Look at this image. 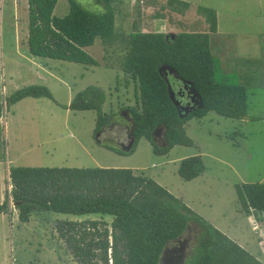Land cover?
<instances>
[{
	"label": "trees",
	"instance_id": "trees-1",
	"mask_svg": "<svg viewBox=\"0 0 264 264\" xmlns=\"http://www.w3.org/2000/svg\"><path fill=\"white\" fill-rule=\"evenodd\" d=\"M69 1V12L54 14L58 0H28V46L32 54L46 58L97 66L99 61L86 47L97 39L112 41L116 34V12L111 0H94L102 10L88 8L78 0ZM156 3V2H155ZM167 6L179 13L190 9L183 0H168ZM211 32L217 31V12L199 6ZM208 32L136 31L127 38L122 71L138 86L135 105L122 106L133 121V144L129 150L100 143L98 134L117 113L107 112L104 88L89 85L78 91L68 105L71 111L94 110L96 142L118 154L136 151L139 140L147 138L157 155L168 154L176 145L192 146L186 124L213 111L231 119L248 118L247 89L244 85L219 82ZM172 71L191 85L195 105L182 111L171 94L164 72ZM26 97L49 98L50 88L33 84L14 91L0 102V120L11 106ZM263 117H251L260 120ZM164 130V143L155 133ZM206 171L201 155L180 161L178 174L191 180ZM12 187L0 200V215L10 212V200L19 210L22 222L31 213L53 211L84 215L112 216L81 221L59 220L56 229L80 264H160L167 244L180 238L191 223L200 227L197 244L185 264H264L255 254L218 229L155 179L134 173L127 167L12 166ZM241 209L247 215L260 210L264 215V181L235 184Z\"/></svg>",
	"mask_w": 264,
	"mask_h": 264
},
{
	"label": "rangeland",
	"instance_id": "rangeland-1",
	"mask_svg": "<svg viewBox=\"0 0 264 264\" xmlns=\"http://www.w3.org/2000/svg\"><path fill=\"white\" fill-rule=\"evenodd\" d=\"M78 1L93 10L103 8L94 0ZM167 1L113 0L112 5L117 14L116 34L109 43L97 39L93 45L86 48L100 63L97 66H91L40 56H33L34 65L33 61L29 63L20 56L18 59L17 47L19 51L26 47L29 33L28 0H0V63L6 64L5 72H13L11 81L5 83L0 79V98L6 89L9 91L6 97H9L22 87L43 84L50 88L60 103V105L56 104L49 98L29 97L5 111L0 126V191H5L4 189L7 191L8 183H11L9 167L5 162L9 159V155L11 159L17 160L12 164L14 166L143 167L139 169L140 173L153 179L157 178L156 181H160L163 186L167 184L172 189H179L178 192H181V195L177 196L184 202L187 203L191 197H195V206L197 208L201 206L204 214L215 224H224L222 219L227 223L236 220L237 229L242 227L241 219L235 216L239 195L235 184L243 180L257 182L264 177V121L239 124L240 122L236 119L210 112L204 118H194L186 124L187 134L194 141L192 146H175L169 154L157 155L153 152L150 141L142 137L134 153L122 155L96 142L94 137L96 112L94 110L71 111L63 106L68 105L74 95L87 86L93 84L101 86L109 96L104 110L115 111L117 114L99 132L98 140L100 143L121 149H130L133 144V121L128 112L119 111L122 106L135 105L138 93L136 82L120 67L127 50V38L131 33L142 31L144 28L148 32H163L169 29L166 22L162 20L167 17V14L173 29L170 28L169 31L177 33L192 29L193 21L200 19L197 16L199 14L191 9L184 12L185 17L177 19L173 9L165 12ZM189 2L195 7L208 6L206 5L208 0H189ZM68 11L69 1L59 0L54 14L61 17ZM166 34L170 35L169 32ZM36 65L44 66V68L36 72ZM0 73H2L1 69ZM164 74L170 82L172 97L180 109L188 111L193 108L196 96L191 85L180 81L172 71L164 72ZM4 84L5 89H3ZM5 117L8 120L7 125ZM239 127L243 129L246 138L239 141L241 148L235 150L236 147L232 145L233 142L230 139L233 137L238 142V137L233 132ZM7 131H11V134ZM226 136L229 137L226 138ZM155 137L162 145L164 130L159 129ZM201 151L206 153L203 160L206 169L209 170L206 176L208 178L205 182L195 180L191 184L189 182L187 184L182 182V184L177 180L181 178L178 174V158ZM216 157L229 162V165L217 161ZM216 175L236 183L217 181L213 179ZM199 198H205L210 203L199 205ZM10 202L14 204L12 200ZM253 214L259 221L260 230L264 231L263 213L256 210ZM43 217L44 214H37L31 225L41 223ZM97 217H99L97 219L103 217L109 222L112 221V216L109 215ZM46 220H48L46 224L43 221L44 232L47 238L51 239L49 232L53 227L55 228L58 219ZM200 231L199 226L191 223L180 238L167 244L160 264H185L197 244ZM261 253L263 254L262 251ZM0 264L80 263L76 261L65 241L60 245L55 243L54 246H45L44 242L37 243L32 240L31 245L21 247H5L0 241Z\"/></svg>",
	"mask_w": 264,
	"mask_h": 264
},
{
	"label": "crops",
	"instance_id": "crops-1",
	"mask_svg": "<svg viewBox=\"0 0 264 264\" xmlns=\"http://www.w3.org/2000/svg\"><path fill=\"white\" fill-rule=\"evenodd\" d=\"M183 1L189 2V0H183ZM210 2L213 3L210 4ZM189 3L191 4L190 7L191 11L197 13V8L199 6L195 7L193 3L191 2ZM206 5L208 6H204V7L212 8L217 12V31L211 32L209 29V23L206 21L205 17L202 15H197L200 19L199 20L195 19L193 21L194 24L192 25L193 28L190 30H186V32H208L210 34V49L214 58L215 77L217 81L244 85L246 87L247 102H248V118L236 119L237 121L240 122L239 124H248L249 122L252 121L263 122L264 121V0H208V3ZM168 10H171V8H168L167 6L165 8V12H167ZM173 13L175 14V16H177L176 17L177 19H179L180 17L181 18L185 17L184 13H179L178 11H175ZM162 20L166 22V26H168L170 29L172 25L169 23V15L167 14V17L163 18ZM116 26H117V14H116ZM169 29H166L163 32L164 33L169 32L170 34H177V32L169 31ZM142 31L148 32V30H146L145 28ZM27 46H28V38L26 41L25 48L19 51V48L17 47L16 57L19 59L20 56L29 63H32L31 61H33L34 58L33 56H37V55L32 54L29 50V46L28 47ZM32 64L34 65V61ZM36 67H37V70H35L36 72H38V69L41 70V68H44V66L41 65H36ZM5 68H6V64L1 65L0 63V69L2 72L0 73V79L6 83L12 80L13 72L11 71H9V73L5 72L7 70ZM3 89H5V84L3 85ZM8 92L9 91H7L6 89V92H4L2 94V97L0 98V102L4 100ZM251 117H263V118L260 120H252ZM5 119L7 125L8 120L6 117ZM1 122H2V118L0 120V126H1ZM7 132L11 134V131H7ZM233 133L235 136L238 137L237 138L238 142L233 137L232 138L230 137L231 138L230 140L233 142L232 145L236 147L235 150H238L239 148H241V144L239 143V141H243L244 138H246V134L243 132V129H241L240 127L237 130L235 129ZM227 137L229 136H226V138ZM176 146H181V145H176ZM194 154H199L202 156V158H204V156L206 155V153L202 151L194 152L192 154H187L185 156L178 158L179 164L183 158ZM216 159L217 161L223 162V164L229 165V162L223 160L220 157H216ZM16 161H17L16 159H11L10 155H9V159L5 160V162L8 164L9 171L10 168L14 166L12 164L16 163ZM101 167H119V166L107 165ZM130 168L133 169L134 173L144 175V173L139 172V169H142L143 167L140 168L130 167ZM208 174H209V170L207 168L202 175L194 179L181 181L183 178L182 179L180 178V180L177 178V180L181 183L186 182V184L187 182L191 184L195 182V180H202L205 182L206 178H208L206 177L208 176ZM213 179L217 181H223V183L225 182H228L229 184L236 183V182H231V180L221 178L218 175L214 176ZM155 180H157V178H155ZM260 181H264V177ZM243 182H249V181L243 180ZM8 184L9 185L7 188L8 190H10L11 183ZM160 184L162 183L160 182ZM164 186H166V188L176 196L181 195L180 194L181 192H178L179 189L177 188L172 189L167 184H164ZM4 190L6 191V189ZM5 191H0L1 201L5 199L4 197ZM237 193L239 194L238 190ZM194 198L195 197H191L187 202V204L191 208H193L195 211L199 212L201 215L209 219L218 229H220L222 232L227 234L229 237L237 241L245 248H247L249 251H251L253 254H255L258 258H260L264 262V245H263L264 231L260 230L259 221H257V219L254 218V214L247 215L245 212L242 211L241 204L239 202V195H238V205H236L237 207L235 208L236 209L235 216L239 217L243 224L242 227H240L239 229H237L238 225L236 223V220L233 221L232 223L231 222L227 223L222 219L224 224H219V223L215 224L208 216H206V214H204L201 206H199L200 208H197L195 206ZM198 202L199 205H202L203 203L205 204L210 203L209 201H206L205 198L203 199L199 198ZM10 207L11 209L9 213H3L0 215V241L5 247H11V246L21 247V246L31 245L32 240L33 242H37V243L44 242L45 246H54L55 243L60 245L64 243V240L60 238L56 226L55 228L53 227L49 232L51 239H48L47 235L44 232L45 225L43 224V221L45 224L48 223V220H46L48 218H56L59 220L67 219V220L81 221L85 219H97L99 218L97 216H101L98 213L73 215V214L57 213L53 211L35 210L31 213L29 221L22 222L19 219V210L11 202H10ZM37 214H44L43 220H41L42 222L39 223L40 225L39 224L31 225L32 220L35 218ZM223 216H225V214ZM259 240L261 242H259ZM38 245L40 246V244ZM261 251L263 252V254L261 253Z\"/></svg>",
	"mask_w": 264,
	"mask_h": 264
}]
</instances>
